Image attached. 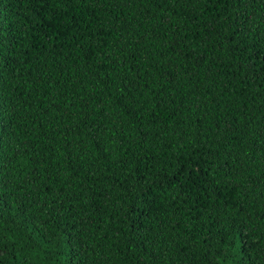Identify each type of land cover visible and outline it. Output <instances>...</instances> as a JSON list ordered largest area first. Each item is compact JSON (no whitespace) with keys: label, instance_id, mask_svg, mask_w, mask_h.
Here are the masks:
<instances>
[{"label":"trees","instance_id":"16d2710c","mask_svg":"<svg viewBox=\"0 0 264 264\" xmlns=\"http://www.w3.org/2000/svg\"><path fill=\"white\" fill-rule=\"evenodd\" d=\"M0 264H264V0H0Z\"/></svg>","mask_w":264,"mask_h":264}]
</instances>
